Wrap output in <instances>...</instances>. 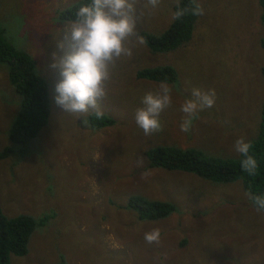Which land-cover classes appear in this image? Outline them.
<instances>
[{"label":"rangeland","instance_id":"rangeland-1","mask_svg":"<svg viewBox=\"0 0 264 264\" xmlns=\"http://www.w3.org/2000/svg\"><path fill=\"white\" fill-rule=\"evenodd\" d=\"M76 0H0V26L18 49L34 61L48 85L46 123L26 151L0 159V208L12 217L37 220L23 255L10 264H264V211L245 196L240 180L211 182L196 175L146 165L144 150L157 144L196 147L207 155L236 157L234 142L250 141L264 98V34L255 0H200L204 15L195 21V37L181 48L152 52L136 44L122 56L106 82L101 109L112 124L90 128L54 103L59 78L49 67L51 54H62L66 22L60 10ZM145 3V0H141ZM173 0L143 9L137 32H159L172 18ZM65 43H67L65 41ZM170 64L177 79L168 83L172 104L160 115L163 128L146 136L135 122L145 93L159 82L136 78L142 67ZM193 88L215 89V104L199 112L190 131L180 130V106ZM19 96L0 63V148L9 144L7 128L19 108ZM88 118V117H87ZM143 159L138 166L137 160ZM150 175L144 179L141 173ZM130 194L169 201L175 211L156 220H138L125 206ZM161 230L160 244L144 233Z\"/></svg>","mask_w":264,"mask_h":264},{"label":"trees","instance_id":"trees-1","mask_svg":"<svg viewBox=\"0 0 264 264\" xmlns=\"http://www.w3.org/2000/svg\"><path fill=\"white\" fill-rule=\"evenodd\" d=\"M90 0H76L68 6L57 10V17L64 21L74 18L75 11L81 4ZM258 8V21L264 28V0L254 1ZM189 0H181V6H186ZM175 4L172 6V14ZM200 16L187 14L179 20L173 18L159 31H140L145 45L152 52H168L181 48L195 37V21ZM257 45L264 49V34L257 39ZM0 63L6 66V77L15 93L19 96V108L7 128L9 144L0 148V159L6 158L14 151L22 156L26 151L27 142L35 138L39 129L46 123L50 111V99L46 80L35 70L34 61L24 50L18 49L7 38L5 30L0 26ZM259 73L264 79V64L259 66ZM139 79L161 83H173L177 79V71L170 64L142 67L135 71ZM90 128L105 126L111 119L105 115L97 118L94 114L88 116ZM250 154L257 160V170L254 175L244 172L240 166L241 157H219L207 155L196 147H179L174 144H157L144 150L146 165L149 168L161 167L167 170L190 172L199 178L226 183L240 180L244 192L264 194V98L260 103L259 121L255 136L250 140ZM32 142V141H31ZM256 208L254 203L249 199ZM125 206L133 210L138 220H156L175 211V206L164 200L149 199L140 194H130ZM47 214L37 220L28 214H17L7 217L0 208V264H10V255H23L27 251V238L36 225H44Z\"/></svg>","mask_w":264,"mask_h":264},{"label":"clouds","instance_id":"clouds-1","mask_svg":"<svg viewBox=\"0 0 264 264\" xmlns=\"http://www.w3.org/2000/svg\"><path fill=\"white\" fill-rule=\"evenodd\" d=\"M161 3L162 0H145L143 4L141 0H90L78 7L74 18L66 22L65 39L57 42V48L62 54L53 52L49 64L59 77L54 84L53 99L62 112L84 120L85 123L91 114L97 118L104 116L100 101L107 95L106 82L111 79L112 69L122 56H132V48L136 44L145 43L137 32V25L144 17L143 9L155 10ZM173 3L174 20L187 14L204 15L205 10L200 0H189L186 6H181V0H173ZM215 99V89L205 91L193 88L191 97L186 98L180 106L184 113L180 130L189 132L193 119L203 109L212 107ZM141 104L134 113L137 126L146 136L160 132L163 128L160 115L172 104L168 83L162 81L157 91L145 93ZM251 149V141L243 136L234 142V150L241 157V169L254 175L258 165L254 155L250 154ZM137 164L142 166L143 159H138ZM149 175V171L145 169L141 178L146 179ZM245 196L254 203L257 211H264V194L246 191ZM144 240L148 244H160V228L154 227L146 231Z\"/></svg>","mask_w":264,"mask_h":264}]
</instances>
